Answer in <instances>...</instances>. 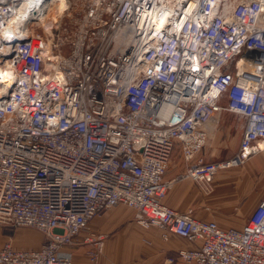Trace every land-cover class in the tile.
Returning a JSON list of instances; mask_svg holds the SVG:
<instances>
[{"label": "built area", "instance_id": "2783aa9c", "mask_svg": "<svg viewBox=\"0 0 264 264\" xmlns=\"http://www.w3.org/2000/svg\"><path fill=\"white\" fill-rule=\"evenodd\" d=\"M12 5L0 0V225L44 242L6 243L0 264H73L60 252L83 244L96 264L103 242L90 223L119 205L165 239L197 243L179 251L184 264H264V197L229 230L163 202L175 145L193 159L223 111L245 120L238 152L182 178L209 189L219 171L264 155V0L229 11L221 0H90L69 44L44 28L7 36Z\"/></svg>", "mask_w": 264, "mask_h": 264}, {"label": "crops", "instance_id": "0c3cea01", "mask_svg": "<svg viewBox=\"0 0 264 264\" xmlns=\"http://www.w3.org/2000/svg\"><path fill=\"white\" fill-rule=\"evenodd\" d=\"M244 128L245 120L240 115L223 111L207 125V141L193 159L186 160L176 144L165 175L172 185L164 204L181 213L192 210L196 220L215 222L224 230L242 229L264 197L263 154L252 157L241 167L219 171L209 189L182 177L200 160L213 163L231 159L240 148ZM135 214L132 208L119 205L93 219L90 232L101 236L103 242V252L96 264H164L170 258L175 259L173 264H184L178 258L179 251L198 247L176 234L167 233L165 239L163 230L142 227ZM23 242L34 245L19 249H37L44 237L40 233ZM93 248L91 244H83L65 248L60 255L71 258L73 264H92L87 253Z\"/></svg>", "mask_w": 264, "mask_h": 264}, {"label": "bare ground", "instance_id": "6f19581e", "mask_svg": "<svg viewBox=\"0 0 264 264\" xmlns=\"http://www.w3.org/2000/svg\"><path fill=\"white\" fill-rule=\"evenodd\" d=\"M8 1V0H3ZM13 3L14 15L11 17L9 25L10 29L6 31V35H14L12 37H20L32 35V27L34 24L42 26L46 32L50 33L46 22L48 19L58 21L63 18L65 10L69 7L68 0H10ZM225 1V10L229 11L232 8L229 0ZM235 3V2H234ZM35 17V21H32ZM164 22L159 20V27H162ZM118 43H121L117 39ZM46 55H50L51 48L48 45L45 51ZM24 234V233H23Z\"/></svg>", "mask_w": 264, "mask_h": 264}, {"label": "rangeland", "instance_id": "374dc122", "mask_svg": "<svg viewBox=\"0 0 264 264\" xmlns=\"http://www.w3.org/2000/svg\"><path fill=\"white\" fill-rule=\"evenodd\" d=\"M69 7L65 10L63 18L58 21L48 19L46 24L49 27L55 26L54 30L49 33L52 34L53 38L59 42L67 43L72 42L77 29L83 22L85 10L90 0H68ZM232 7L239 3L241 0H229ZM235 2V3H234ZM224 5V3H223ZM225 9V7H224ZM33 31L44 32L42 26L34 24L32 27ZM46 31V30H45ZM48 34V35H49ZM24 232L29 234H23ZM33 232L40 235V233L31 228H14L10 225H0V249L8 242L12 243L14 247L18 248H31L34 244L23 242L26 238L31 236H37ZM36 244V243H35Z\"/></svg>", "mask_w": 264, "mask_h": 264}, {"label": "water", "instance_id": "95a60500", "mask_svg": "<svg viewBox=\"0 0 264 264\" xmlns=\"http://www.w3.org/2000/svg\"><path fill=\"white\" fill-rule=\"evenodd\" d=\"M27 39H23L22 42L26 41Z\"/></svg>", "mask_w": 264, "mask_h": 264}]
</instances>
